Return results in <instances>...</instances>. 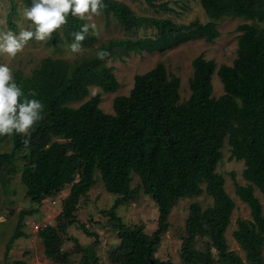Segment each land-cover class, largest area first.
Returning a JSON list of instances; mask_svg holds the SVG:
<instances>
[{"label": "trees", "instance_id": "16d2710c", "mask_svg": "<svg viewBox=\"0 0 264 264\" xmlns=\"http://www.w3.org/2000/svg\"><path fill=\"white\" fill-rule=\"evenodd\" d=\"M145 1L169 9L167 3ZM200 2L213 19L232 16L264 21V0ZM24 4L30 6L31 0H24ZM104 5L99 11L115 18L127 32L146 27L153 28L156 35L113 40L99 45L97 54L73 62L47 56L31 74L13 75L25 95L41 100L44 108L42 119L29 130L30 134H11L12 150L0 151V175L3 170L14 172L17 168L11 165L24 152L21 180L34 205L22 209L11 244L20 236H28L22 230L24 218L38 211L35 205L70 185L57 224H47L40 231L46 256L67 263L72 251L64 249L63 243L71 226L77 224L88 235H96L79 221L76 211L81 197L98 182V170L106 189L119 195L111 210H102L120 229V245L110 255L115 264H150L151 259L154 264H165L155 252L168 228L172 208L178 200L205 191L214 203L207 208L200 202L191 204L183 258L190 264L214 263L211 248L197 253L192 247L196 237L203 235L211 239L224 264H245L236 252L228 250L226 239L236 202L226 190V178L217 166L227 140L231 157L244 161L243 175L248 184L236 181L235 188L253 216L239 219L234 235L251 264H264V203L255 195L256 188L264 194V29L248 22L238 27V56L232 65L222 64L217 70L224 84V93L219 97L213 95L216 62L198 56L193 62L192 94L188 99L181 100L180 78L159 63L137 74L130 93L116 96L115 113H107L100 106L101 93L84 99L93 85L105 91L119 88L112 67L105 63L116 48L125 52L162 51L195 38L211 42L220 31L215 20L178 24L171 19L135 15L119 0H104ZM12 12H16L15 6ZM84 24L89 23L69 13L61 32L54 31L49 43L62 42V33L74 39ZM13 28H17L14 23ZM93 38L89 28L81 42L90 46ZM80 101V105H74ZM134 174L140 181L132 187ZM141 189L159 209L158 227L152 235L142 226L126 227L115 212L118 205L135 199Z\"/></svg>", "mask_w": 264, "mask_h": 264}, {"label": "rangeland", "instance_id": "374dc122", "mask_svg": "<svg viewBox=\"0 0 264 264\" xmlns=\"http://www.w3.org/2000/svg\"><path fill=\"white\" fill-rule=\"evenodd\" d=\"M126 3L138 16H148L171 19L178 24H190L198 20L206 23L210 20L217 22L220 35L213 41L208 42L204 38L190 39L174 47L165 50H131L125 52L122 48H116L106 58L105 63L112 67L119 88L116 91H105L103 88L93 85L90 87L88 100L99 93L102 94L101 108L107 113H115L114 100L118 95H128L135 84L137 74H144L163 63L170 74L180 78L181 100L188 99L192 94L191 79L194 76L193 62L198 56L213 59L216 62V71L213 75V95L219 97L224 93V84L217 70L222 64L232 65L238 56L239 26L242 23H254L261 30L264 29V21L247 20L242 17L223 16L217 19L211 18L201 5L200 0H157V3H167L168 10L160 6H151L145 0H119ZM16 7V12L13 7ZM25 8L24 0H0V32H19L30 24L23 16ZM87 15V14H86ZM96 28L90 27V34L94 37L93 44L87 45L80 42L82 48L79 52H72L70 45L74 39L66 37L63 33V41L58 45L50 44L49 38L45 41L29 40L23 50L15 57L8 54H0V63L7 64L14 75L16 72L31 74L41 60L47 56L64 58L71 62L97 54L98 46L113 40L122 38L136 39L144 36H154L153 28H141L134 33L127 32L122 25L112 16L102 11L91 14V19H85ZM13 23L17 28H13ZM63 28V25L61 26ZM61 28L58 31L61 32ZM82 102L74 105L78 106ZM12 135L0 136V151L9 152L14 146ZM223 157L218 163L217 170L226 178V190L235 200L236 206L233 210L231 223L226 231L228 250L236 252L245 262L251 264L247 251L236 239L234 232L239 228V219H252L250 206L243 201L236 192L235 182L247 185L243 172L245 164L243 160L231 157V145L226 140L222 148ZM23 151L19 153L14 164L17 169L11 174L5 170L0 175V264H115L110 255L113 249L120 245V229L116 222L105 216L104 209L111 210L119 195L109 192L97 170L95 177L98 182L93 185L86 195L82 196L76 211L81 223L86 224L88 230L96 235H88L77 224L68 229L63 248L72 251L67 263H59L45 254L44 239L41 229L44 225H56L58 215L62 212L66 197L70 194V185L54 192L36 204L38 211L34 215H26L24 218V230L28 236H20L11 244V239L20 220L22 204L26 201V186L21 180V168ZM132 187L140 181L138 175H133ZM78 180V178H77ZM255 195L264 203V194L258 188ZM200 202L203 208L213 205L214 199L206 191L201 195L184 197L174 205L168 218V228L161 235V242L157 246L155 256L162 262L170 261L171 264H190L182 256L183 239L187 235V220L191 214V204ZM34 205L31 203L30 208ZM116 214L122 219L126 227L135 228L142 226L145 233L152 235L158 227L159 209L157 203L141 189L135 199L118 205ZM28 220V222H27ZM38 225L35 226V225ZM45 227V226H44ZM78 242L85 249L76 245ZM78 243V244H79ZM11 244V245H10ZM197 253L206 252L209 248L214 258L213 264H224L217 249L212 247L211 239L199 235L192 243ZM264 253V252H263ZM264 257V254H263Z\"/></svg>", "mask_w": 264, "mask_h": 264}, {"label": "clouds", "instance_id": "9594fccd", "mask_svg": "<svg viewBox=\"0 0 264 264\" xmlns=\"http://www.w3.org/2000/svg\"><path fill=\"white\" fill-rule=\"evenodd\" d=\"M103 7L104 0H31V5L23 9V16L30 21L29 26L18 33L12 30L0 32V54L15 57L29 40L45 41L50 38L67 22L69 13L81 19H91V14H98ZM90 27L95 29L96 25L84 24L80 31L75 32L70 45L72 52L81 50L80 42L85 39ZM43 108L41 100L29 99L25 95L10 67L0 63V136L30 134L29 130L42 119Z\"/></svg>", "mask_w": 264, "mask_h": 264}, {"label": "water", "instance_id": "95a60500", "mask_svg": "<svg viewBox=\"0 0 264 264\" xmlns=\"http://www.w3.org/2000/svg\"><path fill=\"white\" fill-rule=\"evenodd\" d=\"M31 203H32V197H31V196H27V199H26V201L22 204V207H23L24 209H29ZM150 264H154L153 259H151Z\"/></svg>", "mask_w": 264, "mask_h": 264}, {"label": "built area", "instance_id": "2783aa9c", "mask_svg": "<svg viewBox=\"0 0 264 264\" xmlns=\"http://www.w3.org/2000/svg\"><path fill=\"white\" fill-rule=\"evenodd\" d=\"M27 222H28V220H27ZM46 225H47V224H46ZM46 225H44V226H46ZM35 226H37V227H38V225H37V224H36ZM44 226H43V227H44Z\"/></svg>", "mask_w": 264, "mask_h": 264}]
</instances>
